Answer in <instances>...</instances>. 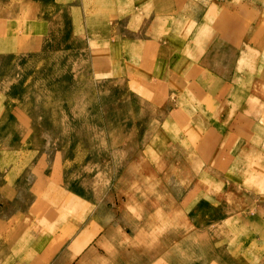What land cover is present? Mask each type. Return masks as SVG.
I'll list each match as a JSON object with an SVG mask.
<instances>
[{"label": "crops", "instance_id": "1", "mask_svg": "<svg viewBox=\"0 0 264 264\" xmlns=\"http://www.w3.org/2000/svg\"><path fill=\"white\" fill-rule=\"evenodd\" d=\"M53 3L62 10V16L68 14L66 27L69 32L72 28L77 31L84 51L110 52L113 77L136 75L145 86L164 88L169 102L174 97H195L202 103L196 108L194 119L188 116V123L178 124L180 114L191 110L183 109L177 102L163 129L187 128L188 132H195V127L209 129L213 156L227 158L229 166L222 170L217 166L206 168L210 176L219 177L209 178L205 187L199 184L185 192L182 200L190 209L185 204L183 214L189 224L178 230L185 233L189 227L190 233H194L198 227H194L191 210L199 207L197 203L209 201L216 205L221 199L216 192L218 186L212 187L210 183L221 185L222 191L229 186L231 192L225 193L228 198L231 194L236 196L234 190L245 188L254 224L263 220L264 0H53ZM13 5V15L7 10L0 12V54L43 51L44 1L31 0L18 6L15 1ZM25 32L31 33L27 39ZM153 80L156 84H152ZM139 90L145 91L142 86ZM204 101L210 103L211 115L204 108ZM9 102L5 94L0 104V120L7 114L25 123L26 114L17 104ZM27 133L23 136L27 137ZM185 144L180 139L173 140L170 151L175 152L168 153V157L175 158ZM44 166L41 160L7 162L3 182L0 180L2 197L13 199L17 181L32 176L29 190L35 199L24 212L14 214L6 227L8 240L0 232V246L7 241L9 244L6 261L0 257V264H172L166 259V255L172 257V248L169 253L166 248L172 247L177 239L173 219L175 196H170L172 203L167 212L161 213L158 186H142L138 191L147 196L141 199L150 201L151 207L140 206L139 216L128 212L129 216L119 217L112 210L107 213V209L100 215L101 204L98 206L92 200L90 203L73 189L64 190L52 173L49 180L45 179L41 175ZM229 168L232 176L228 180L225 174ZM240 172L245 177L235 179ZM124 173L128 177L131 174ZM242 180L246 181L245 186L240 185ZM63 190L69 196L65 216L58 213L56 205H63ZM50 198L55 205H49ZM110 202L107 200L106 205ZM43 216L48 218L47 222ZM225 220L221 218V222ZM258 231L254 235L260 243L264 240L261 237L264 225ZM246 235L251 243L253 233Z\"/></svg>", "mask_w": 264, "mask_h": 264}, {"label": "rangeland", "instance_id": "2", "mask_svg": "<svg viewBox=\"0 0 264 264\" xmlns=\"http://www.w3.org/2000/svg\"><path fill=\"white\" fill-rule=\"evenodd\" d=\"M15 1L18 6L31 0H0V12L7 10L13 15ZM43 1V19L46 20L43 51L0 54V104L6 94L9 105L17 104L28 117L25 123L13 115L1 117L0 167L3 170H0V180L3 182L5 167L11 160H41L45 162L41 172L45 179L49 180L50 174H54L64 190L73 189L90 203L92 200L98 206L101 204L98 214L104 215L107 209V213L112 210L119 217H127L129 213L139 216L142 205L150 208L151 202L141 199L147 195L138 190L142 186L157 185L161 213L170 208V196L176 197L173 219L177 224V239L172 247L166 248L168 253L172 248V257L166 255L169 263L264 264V240L257 243L254 235L264 225V219L254 224L245 188L234 190L236 196L230 193L232 196L228 198L225 193L231 192L229 186L222 191L221 185L210 183L212 187L218 186L216 192L221 194V199L216 205L209 201L197 203L199 207L191 210L194 227H198L194 233H190L189 227L185 233L178 230L185 223L189 224L183 214L185 204L187 210L190 209L182 200L185 192L199 184L205 187L209 178L219 177L210 176L206 168L217 166L222 170L229 166L227 158L213 156L209 129L203 131L195 127L197 132H188L187 128L163 129L164 122L173 116L171 112L177 102L183 109L191 110L178 118L176 115L178 124L194 119L196 108L202 103L195 97H174L169 102L164 88L145 86L136 75L113 77L110 52L106 49L84 51L77 31L72 28L69 32L66 27L68 14L62 16V10L53 5V0ZM30 34L25 32L24 38ZM156 82L153 80L152 84ZM140 86L144 87V92L139 90ZM203 106L211 115L210 103L205 102ZM151 126L153 128H147ZM26 133L27 137L23 136ZM174 138L186 144L179 149L176 147L180 151L171 159L168 153L175 152L170 151ZM127 171L131 173L129 177L124 173ZM227 171L225 176L229 180L230 168ZM242 173L234 178L245 177ZM26 179L17 181V194L13 199H5L0 194V232L6 239V227L14 214L24 212L35 199L29 190L34 177ZM239 183L247 184L245 180ZM64 190L63 205L56 203L58 213L63 216L69 205V196ZM107 200L111 202L106 205ZM48 203L55 205L53 198L48 199ZM128 208L131 211H126ZM235 210L246 212L238 214ZM222 217L226 219L223 222ZM43 219L48 221L45 216ZM252 233L253 241L249 243L246 234ZM8 245L7 241L0 246L4 262L9 253Z\"/></svg>", "mask_w": 264, "mask_h": 264}]
</instances>
